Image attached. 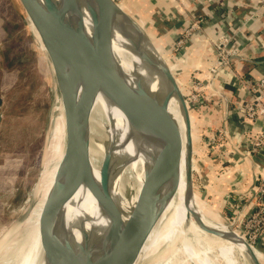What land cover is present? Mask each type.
I'll return each mask as SVG.
<instances>
[{
	"label": "bare ground",
	"instance_id": "1",
	"mask_svg": "<svg viewBox=\"0 0 264 264\" xmlns=\"http://www.w3.org/2000/svg\"><path fill=\"white\" fill-rule=\"evenodd\" d=\"M119 7L124 10L121 5ZM81 16L87 30H90L89 15L85 8L81 9ZM136 23L141 27V23ZM146 51H149V47L138 34L133 33L121 21L110 20L105 48L109 68H112L113 73L116 70L121 72V77L118 79L120 83L125 80L133 87H141L150 97L162 104L171 89L170 83ZM157 52L160 54L158 50ZM162 58L164 59L163 56ZM164 61L169 67L168 62L165 59ZM169 69L172 72L170 67ZM77 73H79L76 80L77 87L88 96V162L90 155L94 153L93 148L97 149L98 151L95 152H99L101 156L105 153L113 154L111 159L113 170L111 169L108 193L114 211L113 238L121 245L125 243L129 220L141 200L146 181H149L151 175L162 173L161 170L150 166L153 157L157 156V149L150 141L147 126L138 125L128 119L115 102L111 92L94 84L80 72ZM116 75L118 76L117 71ZM124 87L127 88L126 85ZM179 89L182 94V89ZM186 104L187 101L184 100L182 103L180 100L178 91L164 103L173 131L174 145L179 153V179L171 200L146 237L134 264H141L148 256L155 254L161 245L166 248L164 251L167 258L164 260L159 257L154 264H238L237 255L250 264L248 252H241L239 241L232 235L229 225H224L215 214H211L203 200L190 192L189 175L192 164L190 168ZM106 120L109 124L104 126L103 133L100 127ZM64 150L63 110L58 99L50 116L44 158L38 176L41 186L33 194L34 201L30 204L20 226L12 233L18 235L19 244L11 264H14L17 256L19 258L17 264H46L43 260L44 240L41 234L44 227L45 203ZM100 167L94 174L97 181ZM90 169L94 173L96 166L90 165ZM167 184L168 182L164 187H167ZM196 209L205 213L208 219L197 214ZM109 211L108 206L103 207L98 202L84 179L79 178L68 197L65 222L69 238L75 244H84V236H89L91 240L97 241L100 254H106L110 249ZM185 211L188 213L186 216ZM210 218L211 220L208 221ZM118 226H122L121 230L114 232ZM205 229L217 233L219 237L207 233ZM180 254L184 255L182 262H175L173 258ZM256 256L258 257L257 253Z\"/></svg>",
	"mask_w": 264,
	"mask_h": 264
},
{
	"label": "water",
	"instance_id": "2",
	"mask_svg": "<svg viewBox=\"0 0 264 264\" xmlns=\"http://www.w3.org/2000/svg\"><path fill=\"white\" fill-rule=\"evenodd\" d=\"M18 1L49 61L63 110L65 130L64 154L45 203L41 233L44 240L43 260L46 264H134L146 237L171 200L179 179V153L174 145L170 119L164 108V103L177 91L180 100L184 102L178 84L143 29L114 0ZM83 8L89 15L90 30H87L81 16ZM112 19L127 25L148 45L149 51L146 52L149 58L170 83L171 89L162 104L141 87H133L125 80L120 83L118 79L121 72L116 70L117 76L116 71L113 73L112 68H109L105 48ZM76 72L111 92L128 119L147 126L150 141L157 149V156L153 157L150 166L162 173L153 174L146 181L141 200L129 220L125 243L121 245L113 238L114 211L108 193L113 154L104 155L97 181L88 162V96L78 89ZM186 111V128L191 149L190 119ZM81 177L98 202L110 209V249L104 255L100 254L97 241L91 240V237L84 236V244H75L67 232L65 216L68 197ZM166 182L167 187H164ZM189 187L193 192L191 172ZM205 231L219 237L215 232ZM232 235L248 252L250 264H260L256 249L239 234L232 232Z\"/></svg>",
	"mask_w": 264,
	"mask_h": 264
},
{
	"label": "crops",
	"instance_id": "3",
	"mask_svg": "<svg viewBox=\"0 0 264 264\" xmlns=\"http://www.w3.org/2000/svg\"><path fill=\"white\" fill-rule=\"evenodd\" d=\"M114 1L123 7L126 14L141 23L144 33L154 39L164 59L172 65V74L180 88L188 92L191 81L206 72L214 60L215 53L210 42L215 40L217 31H234L238 42L237 54L231 58L230 68L222 70L215 79L214 95L209 96L206 92L209 97L195 113V126L205 141L218 134L223 136V140L216 145L208 144L213 151L208 160L212 166L208 167L203 184L209 209H232L234 204L239 213L245 207L258 175L264 174V161L262 164L259 162L257 168L256 163L241 152L246 133L264 130V121L242 123L234 108L241 98L235 90L236 75L246 82L255 83L264 73V49L261 46L264 45V4L259 9V0ZM182 5L189 7L187 14L183 13ZM249 17L251 19L244 24L243 20ZM188 18L202 19L206 24L201 26L199 33L190 36L185 52L178 54L174 51V44L186 28ZM186 108L191 126L194 116L189 107ZM255 248L260 264H264V228Z\"/></svg>",
	"mask_w": 264,
	"mask_h": 264
},
{
	"label": "rangeland",
	"instance_id": "4",
	"mask_svg": "<svg viewBox=\"0 0 264 264\" xmlns=\"http://www.w3.org/2000/svg\"><path fill=\"white\" fill-rule=\"evenodd\" d=\"M182 9L183 13L187 14L189 7H182ZM148 37L160 52L154 39L149 35ZM170 65L171 68L172 65ZM75 76L77 80L79 73L76 72ZM187 94L189 95V92L182 87L183 98ZM58 99L59 94L49 61L39 37L33 31L19 1L0 0V264L13 262L19 238L18 235L12 233L20 226L30 204L34 201L33 194L41 186L38 176L44 158L50 116ZM186 107H189V104H186ZM189 110H191L190 107ZM117 112L119 115V110ZM191 113L194 119L190 126L192 148L190 149L189 143L191 156L189 161L190 168L192 164L190 172L193 192L204 201V205H207V209L210 210L203 177L209 172L208 167L212 166L208 163L211 154H213L211 146L218 142L212 144L211 138L205 141V137L195 126L197 110H191ZM108 124L106 120L101 125L103 133L104 126ZM183 143L186 150L185 137ZM92 150L94 153L89 157V164L96 166L94 175L99 169L104 155L101 156L99 152H95L97 150L95 148ZM190 192H192L191 189ZM195 201H197L196 198ZM188 203L189 200L186 207ZM233 206L235 207L234 204ZM232 209L234 210L232 211ZM232 209L215 207L210 212L215 214L224 225H229L232 232L239 234L240 212L237 213L236 207ZM196 212L206 220L208 219L202 211L196 209ZM186 215H188L187 211H185ZM210 220L211 218L208 221ZM121 228L122 226L116 227L114 232H118ZM239 246L242 253L246 251L240 241ZM164 250L166 251L164 245L159 246L155 254L148 256L141 264H154L159 257L166 260L167 256ZM183 257L184 255L180 254L173 259L175 262L181 263ZM18 259L17 256L14 264L18 263ZM236 260L238 264H248L241 256L237 255ZM8 261L9 263H6Z\"/></svg>",
	"mask_w": 264,
	"mask_h": 264
},
{
	"label": "built area",
	"instance_id": "5",
	"mask_svg": "<svg viewBox=\"0 0 264 264\" xmlns=\"http://www.w3.org/2000/svg\"><path fill=\"white\" fill-rule=\"evenodd\" d=\"M258 4V8L261 9L264 0H259ZM182 7L188 6L182 5ZM249 19L251 17L245 18L243 20L244 24ZM205 24V21L202 19L188 18L186 20V28L175 41L174 51L178 54H183L185 52L184 45L187 40ZM235 39L234 31L232 33L229 31H217L215 40L210 42L215 53L214 60L206 72L200 74L199 78L191 81L189 95H185L184 98L191 110H198V107L207 101V97L214 95L213 83L215 79L222 70L230 68V60L237 54L238 42ZM261 46L264 49V45ZM235 90L241 94L239 102L234 107L241 122L251 124L256 121H264V73L255 83L246 82L243 77L236 75ZM246 137L243 141L244 145H242V155L253 163H256V167L258 168L259 162L262 164L264 161V130L262 129L252 134L247 132ZM222 140L223 136L218 134L211 142L214 144L216 141ZM231 152L233 153L234 151L231 150ZM258 176L256 185H254L252 192L249 193L245 207H242L239 213V235L253 248H255L259 235L264 228V174Z\"/></svg>",
	"mask_w": 264,
	"mask_h": 264
}]
</instances>
